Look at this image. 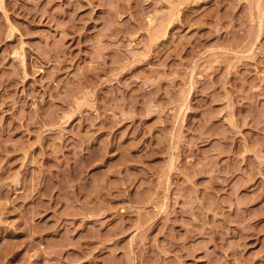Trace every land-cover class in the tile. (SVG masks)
Segmentation results:
<instances>
[{
	"label": "rangeland",
	"instance_id": "1",
	"mask_svg": "<svg viewBox=\"0 0 264 264\" xmlns=\"http://www.w3.org/2000/svg\"><path fill=\"white\" fill-rule=\"evenodd\" d=\"M0 264H264V0H0Z\"/></svg>",
	"mask_w": 264,
	"mask_h": 264
}]
</instances>
